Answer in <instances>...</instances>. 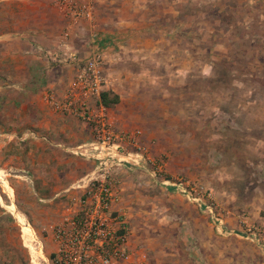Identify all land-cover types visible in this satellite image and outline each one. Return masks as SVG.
I'll list each match as a JSON object with an SVG mask.
<instances>
[{
	"label": "rangeland",
	"instance_id": "rangeland-1",
	"mask_svg": "<svg viewBox=\"0 0 264 264\" xmlns=\"http://www.w3.org/2000/svg\"><path fill=\"white\" fill-rule=\"evenodd\" d=\"M92 2L93 19L72 25L83 34L84 41L97 37L90 27L96 14L104 15L103 1ZM9 9L6 4L0 6L1 12ZM190 9L192 15L200 9L207 14L200 26L206 34L193 29L186 36L187 50L180 53L201 66L194 73L182 75L181 86L186 91H181L183 99L179 102L183 109L191 110L193 125L200 126V130L190 127L185 133L188 137L195 134L204 145L201 148L204 153L188 156L180 172L176 171L180 165L174 164L175 174L163 154L152 156L146 148L150 159L138 160V233L146 237L163 236L164 240L171 235L191 239L196 234L191 221L200 215L207 216L206 221L214 225L215 217L206 211V204L225 212L223 202L234 197L233 212L243 219L250 214L248 203L255 197H264V1L191 0ZM111 13L131 15L128 10ZM133 14L134 18L138 17V11ZM191 21V26L198 28V20ZM55 28L60 29L58 25ZM116 51L111 49L107 53ZM76 52L83 57V53ZM7 55L0 45V264H46V257L53 250L52 226L61 219L71 200L79 196L80 189L75 186L94 167V160L81 154L82 148L77 149L78 145L92 140L93 132L91 125L80 117L57 108L62 115L74 116L84 123L87 130L78 134L83 138L88 136L86 140H78L74 131L33 129L25 112L18 115L12 104V94H26V91L12 87L8 77L12 70L11 56ZM119 55L117 62L105 67L104 88L115 94H137L138 61L135 57L125 58L123 51ZM42 58L48 65L43 71L50 69L52 76L43 72L41 81H36L40 89L46 88L47 79L56 80L59 74L72 73L77 68L48 56ZM56 89L53 94L63 93L61 85ZM178 90L177 86L176 94H180ZM188 94H196L194 102ZM87 103L95 112L101 109L94 96ZM106 108L104 113L112 122ZM61 139L65 147L52 145ZM43 169L50 173L48 184L31 178L33 172ZM188 191L200 200L188 197ZM234 232L260 247L253 240V233L262 234L264 230L255 225Z\"/></svg>",
	"mask_w": 264,
	"mask_h": 264
},
{
	"label": "crops",
	"instance_id": "crops-1",
	"mask_svg": "<svg viewBox=\"0 0 264 264\" xmlns=\"http://www.w3.org/2000/svg\"><path fill=\"white\" fill-rule=\"evenodd\" d=\"M101 1L104 15L99 17L96 14L95 22L90 27L100 39V45L107 50H117L116 45H119V51H123L125 58L135 57L138 61V93L117 94L118 102L113 108L107 107V113L116 130H139L138 141L150 151V155H165L170 171L175 174L174 164L177 163L180 166L176 167V171L179 169L180 172L184 170L182 164L188 162V156L204 153L201 150L204 145L195 134L188 137L185 133L190 127L200 130V126L193 125L191 110L183 109L179 102L183 99L181 91H186L181 86L182 75L194 73L201 63L197 65L192 58L183 57L184 54L180 52L187 50L189 41L186 36L189 31L192 33L196 29L206 34V30L203 31L200 26L205 23L207 14L200 9L195 14L193 11L192 15L191 0ZM4 4L10 9L0 11V45L11 56L12 70L8 77L14 90L26 91V94L10 96L12 104L16 106L15 111L18 115L21 111L25 112L26 120L35 130L74 131L78 140H86L88 136L83 138L80 132L78 134V131L87 130L84 123L74 116L62 115L49 99H63L74 68L72 73L66 71L59 74L56 80L48 82L47 79L46 88L40 89L36 82L41 81L43 72L47 71V76L52 74H49L50 69L43 71L48 65L42 55L47 54L39 52L35 46H42L48 53L64 50L59 39L67 18L56 6L55 0H0V6ZM112 10H118L121 14L128 10L131 15L116 16L111 13ZM137 11L138 17L134 18L133 13ZM192 19L198 20V28L191 26ZM56 25L60 29L55 28ZM84 40L83 34L73 27L66 44L69 49L78 50L85 57L90 53L91 39ZM201 41L200 38V44ZM48 58L52 60L51 56ZM67 75L70 78L66 79ZM57 85H61L63 93L53 94L57 91ZM177 86L180 94L175 93ZM47 88L50 91L45 92ZM188 97L194 102L196 94H188ZM88 144L84 142L77 149L83 150ZM52 145L65 147L66 144L61 139L52 142ZM127 149L123 152L124 159L137 160L135 149L131 146ZM49 175L43 169L33 172L31 178L48 184L47 181L51 179ZM117 175L121 181L120 196L113 208L125 214L131 228L128 242L130 258L118 264H264V247L260 244L258 247L234 232L255 225L262 226L264 230V197H255L248 203L250 214L243 219H238L233 212L235 207L231 201L234 197L227 199L229 203L223 202L226 208L220 224L212 225L206 221L207 216L200 215L191 221L196 232L191 239L171 235L164 240L163 236L146 237L138 233V164L120 167Z\"/></svg>",
	"mask_w": 264,
	"mask_h": 264
},
{
	"label": "built area",
	"instance_id": "built-area-1",
	"mask_svg": "<svg viewBox=\"0 0 264 264\" xmlns=\"http://www.w3.org/2000/svg\"><path fill=\"white\" fill-rule=\"evenodd\" d=\"M55 3L69 20L59 39L64 50L48 53L40 45H36L35 49L51 56L53 61L77 66L67 84L63 99H49L55 108L75 114L91 125L93 138L80 153L93 159L94 167L75 186L80 189L79 196L71 200L61 219L52 226L53 250L46 257L45 263L118 264L130 258L128 242L131 228L125 214L113 208V204L119 199L121 187L117 170L120 167L137 165L138 160L150 158L147 156L146 147L138 141L139 130L119 132L109 117H106L103 105L95 112L87 103L90 96L99 98L101 89L107 83L105 67L120 59L121 46L116 45L118 51L108 54L107 49L100 45V39L92 38L90 53L80 57L66 43L74 23L93 19V2L55 0ZM128 146L135 149L137 160L124 159L123 152L128 150ZM186 193L193 200H200L199 196L190 191ZM205 209L215 217L216 223L222 222L223 210L213 204H206ZM253 239L264 247V232H254Z\"/></svg>",
	"mask_w": 264,
	"mask_h": 264
},
{
	"label": "trees",
	"instance_id": "trees-1",
	"mask_svg": "<svg viewBox=\"0 0 264 264\" xmlns=\"http://www.w3.org/2000/svg\"><path fill=\"white\" fill-rule=\"evenodd\" d=\"M98 101L104 107H110L118 102V96L110 90L103 88L99 93Z\"/></svg>",
	"mask_w": 264,
	"mask_h": 264
}]
</instances>
